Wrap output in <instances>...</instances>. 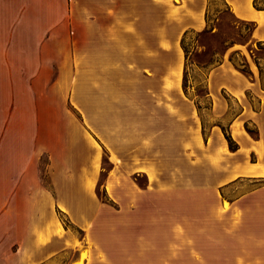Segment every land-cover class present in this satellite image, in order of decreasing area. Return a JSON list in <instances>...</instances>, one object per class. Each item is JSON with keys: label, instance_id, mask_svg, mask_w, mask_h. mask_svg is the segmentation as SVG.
<instances>
[{"label": "crops", "instance_id": "crops-1", "mask_svg": "<svg viewBox=\"0 0 264 264\" xmlns=\"http://www.w3.org/2000/svg\"><path fill=\"white\" fill-rule=\"evenodd\" d=\"M221 1L254 29L208 73L205 127L181 39L209 0H0V78L32 80L1 124L0 264H264V0Z\"/></svg>", "mask_w": 264, "mask_h": 264}, {"label": "rangeland", "instance_id": "rangeland-1", "mask_svg": "<svg viewBox=\"0 0 264 264\" xmlns=\"http://www.w3.org/2000/svg\"><path fill=\"white\" fill-rule=\"evenodd\" d=\"M209 15H210V24L212 25V29L210 32L203 35H197L196 33H189L186 38V44L189 50V65H188V84L192 87L190 88L193 91L195 88L199 89L204 84V80L206 77V73L208 68H206V64L213 60L222 59L223 54L230 47H239L241 45L246 44L250 41V33L253 28V25L249 22H244L238 20L230 10H228L222 3L221 0H209ZM0 25H1V10H0ZM1 33V32H0ZM255 52L257 55L264 58V46H259V50L255 47ZM229 57H233V60L236 64H245V60L252 59L254 53L250 50L246 52V55L238 53V51H232L229 53ZM247 64V63H246ZM1 69V64H0ZM56 71V69L54 70ZM264 72V70H263ZM32 80L29 79H7L0 78V156H1V132L3 131V126H1L4 119L9 117L10 110L13 109V104L15 101V97H17V101L21 103H27L28 94L25 93V89L29 87V84ZM16 82V83H15ZM26 85H25V83ZM19 86L18 94L15 96V88ZM33 97V96H32ZM34 97H38L37 93H35ZM227 102L229 103V113L225 117L224 122L232 116V114L238 112L239 107L235 103L233 99L229 96L225 95ZM201 100L205 101L206 99L202 98ZM253 103L257 105V100L251 98ZM12 112V110H11ZM207 110L204 109L202 111L203 118L205 122V127L209 124V116L207 115ZM206 132V130H205ZM47 162L46 155H43L41 158L40 168L42 170L43 179L45 182L48 181L46 175L44 174L45 166ZM145 180L143 177L138 179L139 183H143ZM262 182H257L258 185ZM252 183L247 181L237 182L233 186H231L226 192L227 197H236L241 193L244 189L251 187ZM101 196V190L99 191ZM229 207V203L225 202V208ZM201 217H199L200 219ZM204 218V216H203ZM204 221V220H203ZM64 222L67 221L64 219ZM201 222V221H199ZM239 219L237 215L229 213L223 217H215L214 219V231L221 230H238L239 228ZM199 229H205V223H199ZM241 229L249 230L253 229V225L245 226L241 225ZM77 231V230H76ZM80 233V231H77ZM215 261H221V256H215ZM215 264H221L220 262H215Z\"/></svg>", "mask_w": 264, "mask_h": 264}, {"label": "trees", "instance_id": "trees-1", "mask_svg": "<svg viewBox=\"0 0 264 264\" xmlns=\"http://www.w3.org/2000/svg\"><path fill=\"white\" fill-rule=\"evenodd\" d=\"M228 10L229 9V6L226 4L225 6ZM206 19L207 21H210V15H209V7L207 8V11H206ZM254 29V25H253V28L251 30V32L253 31ZM196 33L197 35H203V34H207L208 32H210V29H205V30H202V31H199V32H195V31H186L183 36H182V39H181V47L183 49V52H184V55H185V64H184V69H183V78H182V88H183V91L184 93L187 95V96H190L195 104H196V107L199 111V113H202V111L204 109H210L211 106H212V100L209 96V88H208V84H207V76H208V73L210 72V70L218 65L220 62H221V59L220 60H216V61H209L207 64H206V68H208L207 70V73H206V77H205V80H204V84L199 87V89L195 88L193 91H191L190 88H192L189 84H188V65H189V50H188V47H187V44H186V38H187V35H189V33ZM230 60L232 61V63L240 70L242 71L243 73L245 74H251V70L249 69V67L247 66V64H236L235 61L233 60V57H230ZM202 98L206 99L205 101L201 100ZM245 128L246 130L252 134V135H255L256 134V131L255 129L251 128L247 123L245 124ZM222 130H223V133H224V136L228 142V147L231 151H236L238 148H239V145L238 143L233 139V137L231 136V134H229L227 132V130L222 127ZM205 133V128H204V125H203V134Z\"/></svg>", "mask_w": 264, "mask_h": 264}, {"label": "bare ground", "instance_id": "bare-ground-1", "mask_svg": "<svg viewBox=\"0 0 264 264\" xmlns=\"http://www.w3.org/2000/svg\"><path fill=\"white\" fill-rule=\"evenodd\" d=\"M84 254V253H83ZM83 257V256H82Z\"/></svg>", "mask_w": 264, "mask_h": 264}]
</instances>
